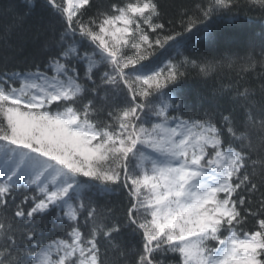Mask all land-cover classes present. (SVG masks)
<instances>
[{
  "label": "snow or ice",
  "instance_id": "obj_1",
  "mask_svg": "<svg viewBox=\"0 0 264 264\" xmlns=\"http://www.w3.org/2000/svg\"><path fill=\"white\" fill-rule=\"evenodd\" d=\"M30 17L42 44L17 59ZM224 19L242 50H215ZM0 20V264H264V0H7Z\"/></svg>",
  "mask_w": 264,
  "mask_h": 264
},
{
  "label": "trees",
  "instance_id": "obj_2",
  "mask_svg": "<svg viewBox=\"0 0 264 264\" xmlns=\"http://www.w3.org/2000/svg\"><path fill=\"white\" fill-rule=\"evenodd\" d=\"M7 3V0H0V4ZM161 3L165 5L166 10L169 12H174L175 7L181 4L184 5H191L192 0H161ZM250 15H255V13H250ZM241 17H243V13H241ZM37 23V20L35 17H30L28 20L25 21L23 25V29L20 32L14 33L11 42L12 43H19V37L21 34H24L28 37L27 42L24 46V51L19 54L17 59H22L24 56L37 54L39 52V49L42 44L43 36L39 37V39H33V37L36 35L34 25ZM258 21L256 25H253L252 27H255V30L259 31ZM3 24L4 21L0 20V32L3 30ZM27 30V31H25ZM249 29L245 28L241 24H237L233 20L224 19L218 21L214 25V31L217 38V45L215 50L217 52H222L226 49L233 50V51H240L243 48L244 41L247 38V32ZM196 51L197 52H203L207 54L212 49V44L208 40L203 41H197L196 42ZM3 43L0 41V55L3 54ZM162 50L158 49L156 52V56H159ZM192 49L189 48L185 50V55H192ZM172 58L178 59V57H175L174 54H172ZM163 59V57H162ZM43 60V56H39L38 62H41ZM20 68H23L24 65H19ZM227 82V81H225ZM204 85L196 79H190L186 83L182 85V94L187 96L190 99L197 98V94L200 91L204 90ZM204 107H209V102L206 100L204 102ZM124 197L120 194H113L110 197H108V202L114 206L119 208L123 202ZM54 220V216L46 218V220L42 223H38V227H40L44 235L42 237L43 241L46 243L48 239L55 237L59 232L60 229L56 228L54 231H49L50 228H52V221ZM45 224H47V228H45Z\"/></svg>",
  "mask_w": 264,
  "mask_h": 264
}]
</instances>
